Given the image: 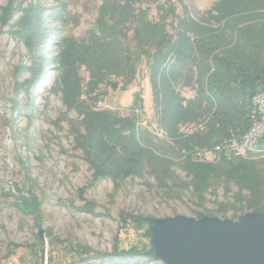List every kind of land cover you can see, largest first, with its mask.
Wrapping results in <instances>:
<instances>
[{
  "label": "rangeland",
  "instance_id": "374dc122",
  "mask_svg": "<svg viewBox=\"0 0 264 264\" xmlns=\"http://www.w3.org/2000/svg\"><path fill=\"white\" fill-rule=\"evenodd\" d=\"M9 4L0 10V264H161L152 256L118 258L150 246L143 230L128 224L131 217L220 218L215 212L227 203L233 207L225 219L249 212L239 210L238 190L223 178L213 179L204 205L197 204L182 158L158 124L149 66L135 47L170 42L182 30L185 41L186 31L190 41L211 37L249 58L256 49L247 38L264 30V0H0V9ZM123 21L134 22L133 33ZM199 67L185 77L188 86L180 77L168 86L160 75L157 85L189 101ZM131 109L141 111L137 140L171 161L172 183L148 175L118 183L93 178L83 153L89 128L102 131L116 119L97 114ZM243 160L264 177V153ZM32 195L37 215L21 202Z\"/></svg>",
  "mask_w": 264,
  "mask_h": 264
},
{
  "label": "trees",
  "instance_id": "16d2710c",
  "mask_svg": "<svg viewBox=\"0 0 264 264\" xmlns=\"http://www.w3.org/2000/svg\"><path fill=\"white\" fill-rule=\"evenodd\" d=\"M9 6L0 10L7 12ZM133 25L134 22L123 24L127 31L132 28V33ZM176 33L177 36L170 42L163 40L164 44L160 43L156 47L140 41L135 47L140 61L146 59L148 63L152 106L159 126L171 142L169 148L177 157L182 158L183 170L190 178L192 195L198 205H204L212 180L223 178V181L237 188L236 202L239 210L264 213V177L260 170L243 160L264 153V137L259 140L256 150L244 158L222 153L218 158L213 156L198 160L202 151L240 139L257 121L254 98L264 90V30L257 38L250 39L247 36L246 46L254 47L256 51L253 56L245 59L221 49L211 37H195L190 41V32L187 35L186 31L185 41L181 36L184 33L182 30ZM141 44L144 45L142 48ZM149 46L153 49L149 50ZM122 51L128 58V50ZM198 67V82L193 90L195 96L189 101L177 94H168L165 87L163 90L157 85L156 76L160 75L164 82L168 78V86H172V81H177L179 77L188 86L190 82H186L185 77L192 73L193 68L198 72ZM133 79L130 77L123 82L122 87L130 84ZM140 112L131 109L127 115L115 111L97 114L105 117L112 113L116 119L102 131L89 128V134L83 142V153L94 171L95 180L110 178L112 182L118 183L126 178L142 179L148 175L166 185L176 179L170 171L171 161L163 160L151 148L142 146L139 138L137 140L135 132L137 123H141ZM185 127L191 130L184 132ZM243 192L247 195L244 196ZM21 202L28 213L38 214L40 204L33 195L27 199L22 198ZM231 207L227 203L215 213L225 219ZM203 216L195 213L196 219ZM152 221L131 217L128 224L134 230H143L145 239L150 240L148 228ZM117 256L120 260L151 258L152 249L149 246L147 251H143L132 247L122 250Z\"/></svg>",
  "mask_w": 264,
  "mask_h": 264
},
{
  "label": "water",
  "instance_id": "95a60500",
  "mask_svg": "<svg viewBox=\"0 0 264 264\" xmlns=\"http://www.w3.org/2000/svg\"><path fill=\"white\" fill-rule=\"evenodd\" d=\"M148 231L152 259L161 264H264V213L177 215L154 219Z\"/></svg>",
  "mask_w": 264,
  "mask_h": 264
},
{
  "label": "built area",
  "instance_id": "2783aa9c",
  "mask_svg": "<svg viewBox=\"0 0 264 264\" xmlns=\"http://www.w3.org/2000/svg\"><path fill=\"white\" fill-rule=\"evenodd\" d=\"M254 105L258 119L244 136L202 151L198 160H206L213 156L218 158L222 153L230 154L234 158H244L250 152L255 151L259 140L264 137V90L254 98ZM156 135L162 137V132Z\"/></svg>",
  "mask_w": 264,
  "mask_h": 264
}]
</instances>
